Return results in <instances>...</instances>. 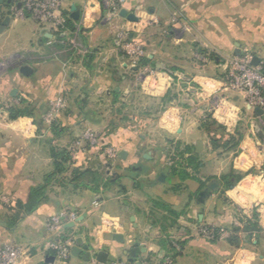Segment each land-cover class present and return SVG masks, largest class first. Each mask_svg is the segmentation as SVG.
Segmentation results:
<instances>
[{
  "label": "crops",
  "instance_id": "0c3cea01",
  "mask_svg": "<svg viewBox=\"0 0 264 264\" xmlns=\"http://www.w3.org/2000/svg\"><path fill=\"white\" fill-rule=\"evenodd\" d=\"M13 5H0V247L20 248L18 264H55L45 225L70 209L79 217L61 236H81L91 254L102 250L107 260L264 264V111L256 114L227 88L225 64L243 49L264 58V0H125L121 9L135 21L119 15L111 23L105 21L106 0H63L60 13L71 24L60 34L63 41L32 17H14ZM121 30L141 42L135 68L121 48ZM197 47L216 59L196 61ZM21 66L31 72L21 74ZM58 94L66 108L52 130L42 118ZM21 101L34 116L9 119L6 108ZM206 114L229 135L241 134L236 150L211 147L200 128ZM86 130L98 144H86L74 161L70 157V171L46 183L51 150L67 149ZM103 144L119 148L117 161L107 162ZM192 159L195 168L186 164ZM178 164L196 179L174 175L171 166ZM100 165L104 173L86 180ZM231 168L243 175L223 190L219 179ZM73 170L83 175L73 179ZM37 186L43 199L24 213L19 204ZM160 203L174 213L167 215ZM253 214L262 231L240 247L197 232ZM114 233L123 241L113 240ZM67 264L87 261L70 254Z\"/></svg>",
  "mask_w": 264,
  "mask_h": 264
},
{
  "label": "built area",
  "instance_id": "2783aa9c",
  "mask_svg": "<svg viewBox=\"0 0 264 264\" xmlns=\"http://www.w3.org/2000/svg\"><path fill=\"white\" fill-rule=\"evenodd\" d=\"M62 2L63 0H14L11 13L19 19L32 17L51 36L60 35L66 30V19L60 13ZM124 2L125 0H106V22L111 23L118 18ZM119 34L121 48L127 55L130 65L135 68L142 56L141 42L138 37H129L128 32L125 30H121ZM193 58L200 63L208 61V55L202 54L197 50L194 51ZM253 59L252 53L246 49H243L240 55L226 59V63L228 64L226 86L229 90L241 94L248 107L260 108L264 111V58L259 60L255 65L252 64ZM65 108L66 99L63 95L58 94L49 102L48 108L43 115L42 122L44 125L49 128ZM96 143L97 138L94 132L86 130L82 136L75 139L67 148L71 161L76 159L79 152L85 150L86 144L94 146ZM103 152L110 160L115 159L119 155V151L109 145L103 148ZM78 217L79 214L76 211L64 209L60 213L52 215L46 222V232L53 236L48 244V248L55 254V264H67L75 236L72 234L61 236L60 232L65 225L76 222ZM197 232L207 240H220L229 235L226 228H208L206 226L198 227ZM22 254V250L17 246L11 243L3 244L0 247V264H18ZM171 263L170 257L164 258L161 262V264ZM87 264L149 263L147 261L127 262L123 260H106L101 262L96 259L94 254H91Z\"/></svg>",
  "mask_w": 264,
  "mask_h": 264
},
{
  "label": "trees",
  "instance_id": "16d2710c",
  "mask_svg": "<svg viewBox=\"0 0 264 264\" xmlns=\"http://www.w3.org/2000/svg\"><path fill=\"white\" fill-rule=\"evenodd\" d=\"M65 28L69 30L71 28L70 21L66 19L65 22ZM55 40L58 41H63V38L57 34L55 36ZM196 50L202 54H207L208 58L210 60L216 59V55L213 52H207L206 50L197 47ZM88 55L84 56L87 57ZM7 116L9 119H16L17 117L20 116H34V111L29 110L27 107H24L23 101H21L20 105H13L8 108H6ZM57 121V120H56ZM55 122L49 127L52 129L55 126ZM38 126H41V122H37ZM200 128L207 134L209 137L210 145L213 149L219 150L221 152H228V151H234L236 150V147L239 144L241 134L236 132L235 136L229 135L225 127L219 124L218 122L215 121L211 117V115L206 114L204 116V119L202 120L200 124ZM54 130V129H52ZM51 157H52V166H53V172L49 175L46 176V183L50 182L53 180V178L56 175H60L62 173H66L70 171V156L68 153V149H62L60 151L57 150H51ZM186 164L190 165L191 167H194L197 165V161L194 159L189 160V162H186ZM172 173L174 175H177L180 177L181 180L185 181L186 179H196L193 176H190L186 172L185 166H182L178 164L175 168V166H171ZM264 169V165H263ZM73 173V174H72ZM70 176L73 177V179H76L77 177H81L83 174L78 173L76 171H71ZM81 175V176H80ZM243 173L238 172L237 170L234 169H229V171L223 175H221L219 182L220 186H222L223 190L229 189L239 179L242 177ZM43 187L42 186H37L33 187L30 190V194L28 197V201L25 204H19V208L22 209L24 213H29L32 210H34L40 201L43 199ZM161 209H163L167 215H172L174 211L170 209L169 205L161 204L160 203ZM208 228H211L210 226H206ZM226 229L229 232V235L225 238L230 244L240 247L245 241L246 242H251L253 236H257L262 229L260 228L258 224V218L257 214H253L251 218L247 217H241L238 218L237 224H231L226 227Z\"/></svg>",
  "mask_w": 264,
  "mask_h": 264
},
{
  "label": "water",
  "instance_id": "95a60500",
  "mask_svg": "<svg viewBox=\"0 0 264 264\" xmlns=\"http://www.w3.org/2000/svg\"><path fill=\"white\" fill-rule=\"evenodd\" d=\"M3 0H0V5L2 4ZM11 0H7V3H10ZM0 11H1V6H0ZM119 15L122 16V17H126L127 19L129 20H132V21H135V18L132 16V15H128L126 13V11L124 10H120L119 12ZM10 17L9 16H6L5 17V22L4 24L8 23ZM259 60L257 58L254 57L253 61H252V64L255 65ZM20 73L23 74V75H28L31 70L29 67L27 66H21L20 69H19ZM12 94H14V90L12 92ZM250 108V107H249ZM253 111L258 114V115H262L263 114V110L260 109V108H253ZM120 155L123 156L124 155V152L121 151L120 152ZM159 180L160 181H163L164 180V175H160L159 176ZM215 184H212L210 186V188L214 187ZM206 195V192L205 191H202L200 192V197L203 198L204 196ZM202 200V199H200ZM80 219V218H79ZM78 220V219H77ZM68 227H73L74 226V222L72 223H69L67 225ZM112 238L113 240L117 241V242H122L123 241V236L119 233H114L112 235ZM82 251H85L84 253H82ZM70 254L72 256H80L84 261H88L90 256H91V253L89 252V246H87L86 244H84V241H83V238L81 236H77L75 239H74V245L72 246V248L70 249ZM95 257L98 261H101V262H104L107 260V257H108V254L102 250H99L96 254H95ZM52 258H47L46 261H50Z\"/></svg>",
  "mask_w": 264,
  "mask_h": 264
},
{
  "label": "rangeland",
  "instance_id": "374dc122",
  "mask_svg": "<svg viewBox=\"0 0 264 264\" xmlns=\"http://www.w3.org/2000/svg\"><path fill=\"white\" fill-rule=\"evenodd\" d=\"M225 64H226V66L228 65L227 63H225ZM195 102H196V101H194L193 104H194ZM193 106H194V105H193ZM263 124H264V122H263ZM140 134L145 135L146 137H149V136H148L149 133H148L147 131H142V130H141V131H140ZM97 144H98V140H97L96 145H97ZM108 145H109V144H108ZM108 145H105V146H108ZM105 146H104V144H103V146L101 147V148H102V151H103V148H104ZM109 146H113L114 148H116V149L119 151V148H118L116 145H114V144H110ZM117 159H118L117 157H116L115 159H113V160H110V159L107 158V162H108V163H109V162L112 163L113 161H117ZM104 168H105L104 166H101V165H100L98 169H93L92 171H90L88 174L85 175L86 180L89 181L92 177H97V176H96V171H97V172H98V171H99V172L101 171V173H104V171H103ZM123 171L126 172L127 175H131L130 171H127L126 169H124ZM145 190H147V189H143V191H145ZM113 191H114L115 193L118 192V191H117V188H113ZM148 192H150V191H148ZM141 193H142V190H141ZM142 195H143V196H142ZM142 195H140V197H143V198H144V197L148 196L149 193H147V194H146V193H145V194L143 193ZM145 195H146V196H145ZM99 196H100V195H99ZM128 197H129V198H134L133 195H131V193L128 194ZM148 197H149V196H148Z\"/></svg>",
  "mask_w": 264,
  "mask_h": 264
}]
</instances>
